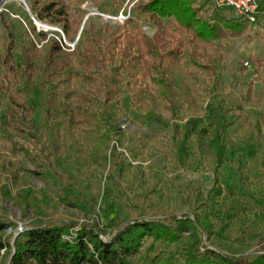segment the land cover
<instances>
[{
	"label": "trees",
	"instance_id": "trees-1",
	"mask_svg": "<svg viewBox=\"0 0 264 264\" xmlns=\"http://www.w3.org/2000/svg\"><path fill=\"white\" fill-rule=\"evenodd\" d=\"M226 9L232 10L219 7L215 0H138L133 5L136 17H129L124 24L108 25L102 30L90 23L82 28V45L74 50L63 43L59 33L58 38H48L49 32H38L34 25L20 32L11 9L0 12V144L6 147L0 152L2 193L5 197L12 195L9 185H18L23 170L11 157L29 156L45 167L40 158L49 149L47 136L51 135L55 141L68 140L77 145L86 168L98 166L103 174L109 171L106 179L111 189L125 199L123 211L131 218L107 241L97 227L82 224L72 231L77 224L67 220L29 226L13 242L6 235L12 223L0 218L4 264H264V253L255 258L237 257L202 245L203 234L239 245L261 240L264 188L261 181L242 172L238 189L229 193L228 201H222L226 192L221 170L229 152L227 116L233 110L227 107L229 95L206 102L211 81L202 90L197 86L200 76L192 69L186 70V84L175 74L187 46L179 35L185 33L191 35L194 48L188 54L192 66L205 77L213 76V83L219 84L218 67L210 56L222 53L225 47L216 42L245 36L255 27ZM32 11L39 20L60 24L68 40H74L81 28L82 21L69 18L68 5L63 2L35 0ZM137 17L156 26L153 36L143 31ZM166 19L173 23L167 24ZM171 38L178 40V45ZM21 39L24 42L20 46ZM41 41H46L48 47L45 56L38 46ZM77 57L81 58L79 70L74 69ZM78 77L83 80V91L67 94L71 104L60 110L56 103L58 89ZM46 89L52 94L42 111L45 129L41 130L34 118L36 105L25 95ZM252 94L253 83H249L246 100L252 101ZM123 97L138 114H152L162 127L169 128L163 135L162 154L174 169L187 167L192 156L201 163L205 158L214 160V186L207 201L194 209L193 218L172 215L139 219L142 213H155V208L153 204L135 203L125 187V181L129 176L137 177L135 170L140 168L132 161L146 158L140 150L130 151L129 157L121 151L127 143L137 141L122 127L123 121L129 120L122 106ZM199 98L203 100V115L190 116L179 124L181 113L185 108L194 109ZM205 120L209 121L207 127L203 126ZM249 127L251 141L264 136L263 119L249 122ZM28 171L46 177L37 170ZM13 198L32 211L42 209L43 201L36 196L18 194ZM251 201L255 206L250 205ZM236 222L240 233L232 239L228 232ZM185 233L188 235L183 245L171 252L161 248L178 243Z\"/></svg>",
	"mask_w": 264,
	"mask_h": 264
},
{
	"label": "rangeland",
	"instance_id": "rangeland-1",
	"mask_svg": "<svg viewBox=\"0 0 264 264\" xmlns=\"http://www.w3.org/2000/svg\"><path fill=\"white\" fill-rule=\"evenodd\" d=\"M34 1L0 0V12L7 8L11 9V17L20 32L29 30L34 25L38 32H49L48 38H58L57 33H59L65 45L75 44L76 47L82 45V28L86 29L90 23L103 30L108 25L124 24L128 19H124L122 15L135 18L133 5L138 0H55L68 5L69 18H78L82 21L74 40L66 38L60 24L37 19L32 11ZM226 11L235 16L232 10V12L228 9ZM137 20L144 32L150 36L155 34L156 26L153 23L139 17ZM165 21L167 24L173 23V20ZM179 36L184 39L187 46L184 57L175 69L177 77L183 84L188 83L186 70L192 69L200 76V83L197 86L202 90L211 81L206 102L216 96L229 95L227 107L233 108L232 113L227 116L230 123L227 137L229 152L227 163L221 170V179L226 192L222 201H228L229 193L238 189L242 172L261 181L264 188V136L259 141H251L249 127L251 121L264 120V23L255 24L254 29L245 36L216 42V45L225 47L222 53L210 56L212 59L210 60L218 67L219 84L213 83V76L205 77L204 73L201 74L192 66L188 55L194 49L190 44L191 35L180 33ZM171 39L174 45H178V40ZM23 42L24 39H21L20 46ZM2 43L3 36L0 34V49ZM38 46L41 48V55L45 56L48 49L46 41L39 42ZM209 53L213 51L209 50ZM80 66L81 58L77 57L74 69L79 70ZM249 83H253L252 101L246 100ZM83 89L81 77L65 82L56 93V103L60 110L71 104L66 98L67 94L78 95ZM51 94V91L46 89L25 95L27 100L36 105L34 118L41 130L45 129L42 111L48 106ZM122 102L124 110L129 115V120H124L122 127L136 136L137 141L127 143L121 151L129 157L130 151L140 150L146 158L142 162L132 161L134 165L140 164V168L135 170L137 177L129 176L125 181V187L135 203L153 204L155 208V213H142L139 219L172 215L179 218L188 215L193 218L194 209L207 201L214 186V160L205 158L201 163L198 157L192 156L187 167L174 169L164 160L162 154L163 135L169 128L162 127L152 114H138L131 108L126 98L123 97ZM202 105L203 100L199 98L194 109L185 108L180 115L179 124H184L190 116H202ZM208 124L209 121L205 120L203 126L207 127ZM47 144L49 149L44 157L40 158V161L46 163L45 167L29 156L11 157L16 166L23 170L19 174L18 185H9L11 196H4L0 184V218L12 223V226L6 230V235L13 242L29 226L69 220L77 224L72 231H76L84 224L97 227L103 233L101 235L103 240L112 238L117 229L123 226L122 223L131 218L123 211L125 199L111 189V183L106 179L109 171L103 174L98 166L86 168L80 159L79 147L73 145L71 141H55L49 135ZM2 150H6V147L0 144V152ZM191 151H196L194 146L191 147ZM106 163L109 167L111 160L108 159ZM28 170H37L46 174V177L45 179L36 177ZM18 194H30L40 198L43 201L42 209L32 211L25 204L16 202L13 197ZM250 205L255 206V203L251 201ZM20 227L23 228L22 231L19 230ZM228 233L232 239H235L240 233L239 224L237 222L233 224ZM184 235L178 243L164 244L161 248L169 252L173 251L178 245L186 242L185 237L188 233ZM201 238L202 245L225 255L255 258L264 253V237L252 245H239L209 234H203ZM4 253L5 250H0V264L6 261ZM135 264H139V261Z\"/></svg>",
	"mask_w": 264,
	"mask_h": 264
},
{
	"label": "built area",
	"instance_id": "built-area-1",
	"mask_svg": "<svg viewBox=\"0 0 264 264\" xmlns=\"http://www.w3.org/2000/svg\"><path fill=\"white\" fill-rule=\"evenodd\" d=\"M217 5L221 8H230L233 10L235 16L243 17L246 20L254 23H264V0H215ZM124 19H128L129 16L122 15ZM63 32V31H62ZM70 48H75V44H68ZM23 230L22 227L19 229Z\"/></svg>",
	"mask_w": 264,
	"mask_h": 264
}]
</instances>
